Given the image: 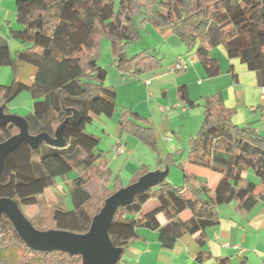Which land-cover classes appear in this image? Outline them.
<instances>
[{
	"label": "trees",
	"instance_id": "trees-1",
	"mask_svg": "<svg viewBox=\"0 0 264 264\" xmlns=\"http://www.w3.org/2000/svg\"><path fill=\"white\" fill-rule=\"evenodd\" d=\"M17 22L13 39L22 48L12 51L7 43L0 46V67H10L14 79L0 84V107L8 112L9 103L32 86L44 96L33 103L24 119L33 136L47 133L56 138L62 127L65 144L55 146L41 142L32 147L22 142L9 153L0 174V198L15 200L21 211L37 207L28 218L39 231L89 232L94 218L108 198L126 187L120 175L104 161L100 140L86 133L96 117H112L116 111V90L106 84L108 72L99 64L101 42L108 38L117 68L132 76L162 64L155 53L144 50L129 56L125 46L140 38L136 16L143 24L150 22L164 37L175 36L195 53L207 76L221 72L219 61L211 54L223 46L230 59L239 60L257 74L264 86V0H17ZM195 17L206 22L200 35L190 25ZM81 34L87 54L68 56L73 42L71 29ZM231 72L232 69H231ZM237 81V75L233 73ZM180 100L191 108L203 107L200 130L189 140L188 158L192 164L219 173L222 179L213 190L206 179L186 170L185 164L170 154L164 165L175 164L183 174L181 186L163 182L136 194L130 204L120 206L108 234L115 247L125 252L140 239L135 224L126 221L138 216L150 201L157 206L145 214L143 226L157 231L162 248L172 249L187 234L196 235L203 247L207 230L218 225L220 211L232 203L246 216L264 204V132L252 126L232 122L234 109L228 108L221 92L203 98L201 103L189 100L185 87L179 89ZM123 133L131 135L158 156L155 131L148 119L133 110L123 112L119 121ZM13 124L0 125V144L18 134ZM74 170L82 173L68 183L73 208L43 196ZM149 172L141 168L131 178L134 184ZM252 172L259 182L244 176ZM189 191V197L185 191ZM186 211L191 217L183 219ZM166 220L161 224L159 217ZM201 251L198 260L209 257ZM0 264H83V257L65 251H36L23 240L12 221L4 214L0 221ZM217 264H230L218 258Z\"/></svg>",
	"mask_w": 264,
	"mask_h": 264
},
{
	"label": "crops",
	"instance_id": "crops-1",
	"mask_svg": "<svg viewBox=\"0 0 264 264\" xmlns=\"http://www.w3.org/2000/svg\"><path fill=\"white\" fill-rule=\"evenodd\" d=\"M16 3L17 0H0V46L7 43L11 49L14 47L15 50H18L23 45L20 41L13 39L11 35L12 29H21L17 22L19 9ZM189 23L198 35L206 27L204 20L195 17H191ZM154 28H152V32L157 37L159 36L163 42L170 43L169 47L173 53L172 61L164 71L153 74L141 82L135 79H130V81L127 76L121 78L120 74L115 83L108 84L107 82L108 86L113 87L117 92V108L112 117L101 115L96 117L93 122L98 124L102 132L100 137L94 134L92 136L100 140L99 147L105 153L98 164L105 161L108 167L121 177L129 165H132L133 176L141 168L147 167L149 170L147 174L160 176L159 181L154 184L155 186L169 181V183L181 186L184 183V178L179 168L175 164H163V160L172 154L176 160L185 164L189 173L206 179L209 186L216 190L222 176L211 169L192 164L188 158L189 140L200 130L204 118L203 107L198 106L200 109H196L197 107L187 106L180 100L179 89L185 87L189 100L198 103H201L205 97L221 92L226 106L235 111L232 117V122L235 125L252 126L264 132V128L258 126V123L264 126L262 86L258 82L257 74L250 71L239 60L230 59L225 49L217 51L216 55L211 51L212 56L221 65V72L217 77L207 76L195 53L188 52L186 46L175 36L164 37L159 30ZM152 32L148 30V34H152ZM155 47L144 50L157 54ZM85 54H87L86 47L85 49L75 45L69 47L68 56L71 58L83 57ZM190 57L194 59L191 67L185 73H174L172 65L179 58ZM233 73L237 75V81L234 79ZM30 93L33 103L44 96L43 90L37 86H32ZM161 96L168 101H162ZM136 100H138L137 103H135ZM125 110H133L143 117H147L146 119L149 120L157 138L158 156L154 155L135 137L122 132L119 121ZM165 110L166 112L173 111L163 117ZM179 110H182L184 115H179ZM160 113L162 114L161 118L158 117ZM180 117L187 123V126L191 120L194 121L189 128L187 141L183 136L182 126L175 122ZM104 137H110L114 141L110 150H114L116 144L120 142L125 145L126 152L119 156L113 154L112 157L109 156L110 150L101 145ZM178 171L182 177L178 175ZM79 172L81 174V170ZM244 176L253 182H259L258 178L257 180L251 177L250 172H245ZM66 178L68 185L72 179L69 175L63 179ZM173 182L182 184L178 185ZM184 195L189 197V191L186 190ZM151 202L154 201H150L138 216H128L125 219L135 224L140 239L125 252L124 260L122 259L123 264H217L218 258L228 259L230 264H264V204L258 205L246 216L238 211L234 203L225 206L220 211L218 225L207 230L208 240L203 247L198 243V233L196 235L187 234L180 238L172 249H165L161 247L158 232L143 226L145 214L157 206L156 202L146 212L145 209L150 206ZM190 217L189 211L182 214L183 219ZM159 220L162 225L166 223L163 216H160ZM201 251H205L210 256L199 261L198 255Z\"/></svg>",
	"mask_w": 264,
	"mask_h": 264
},
{
	"label": "water",
	"instance_id": "water-1",
	"mask_svg": "<svg viewBox=\"0 0 264 264\" xmlns=\"http://www.w3.org/2000/svg\"><path fill=\"white\" fill-rule=\"evenodd\" d=\"M13 123L18 129V134L0 144V174L3 169L5 157L14 151L22 142H28L32 147H37L41 142L55 146H62L65 140L62 136V127L56 133V138L47 133L33 136L29 132L28 122L17 115L5 113L0 107V125ZM158 174H147L138 182L128 185L108 198L101 212L94 218L88 233L80 235L68 231H39L21 211L18 203L11 198H0V221L6 215L26 242L36 251H65L70 254H79L83 257V264H117L123 249L115 247L108 234L110 224L120 206L131 203L134 196L152 188L158 182Z\"/></svg>",
	"mask_w": 264,
	"mask_h": 264
},
{
	"label": "rangeland",
	"instance_id": "rangeland-1",
	"mask_svg": "<svg viewBox=\"0 0 264 264\" xmlns=\"http://www.w3.org/2000/svg\"><path fill=\"white\" fill-rule=\"evenodd\" d=\"M135 19H136L137 27L140 30V38L135 40L134 42L126 45L125 51L127 52V54H137V53L143 52L145 48H153L154 46H156L155 47L156 52L159 55V57L161 58L162 64L156 68L145 70L144 72L138 74L137 76H132L130 73H124L117 68L115 58L113 55V51H112V44L108 38H105L101 42L99 64L102 67H104L108 72L106 84H107V82H108V84L113 83V82L115 83L117 78L120 76H121V78L123 76H125V77L127 76V77H129V78H127L128 80L135 79V80H139L141 82V81L153 76V74H158L161 71H164L172 61L173 53L169 47L170 43L168 44L166 42H163L159 36H158L159 37L158 38L152 32V28H154V26L150 22L143 24L142 17L140 14H138ZM148 30L151 31L152 34H148ZM70 33H71V36L73 38L75 36V38L73 39V42L75 44H77L78 46H82L83 49H85V44H83L84 40H83L81 34L78 33L77 30H75L74 28L71 29ZM223 49H224L223 46L215 47L212 49V54L214 52V54L216 55L218 53L217 51H222ZM12 51H15L14 47H13ZM150 52L152 53V51H150ZM173 65H172V67H173ZM174 73H176V72L174 71ZM177 73H185V72H177ZM119 74H120V76H119ZM13 79H14V72H13L12 68L0 67V84L9 85L12 83ZM160 98L162 101H165V102L168 101L163 96H161ZM137 102H138V100L135 101V103H137ZM196 109H200V107L197 106ZM32 110H33V99H32V95H31L30 91L22 92L14 100H12L8 105V112L9 113L15 114V115H18V116L24 117V118L30 112H32ZM172 111L173 110H171V112ZM171 112H166V110H165L163 117H166L167 113H171ZM178 112H179V115H184L182 110H179ZM190 113H191V111L189 112V114ZM158 115H159L158 116L159 118L162 117L161 113ZM181 117L177 118L175 120V122H176V124L182 126L183 134H184L183 136L186 139L187 136L189 135V128L191 127L192 122H194V121L191 120V123H189V125L187 126V123L182 121ZM258 126L264 128V126L260 125L259 123H258ZM101 130L102 129L99 128L98 124L92 123L87 127L86 133L89 135L94 134L95 136L100 137L101 136L100 133L102 132ZM187 140L188 139H186V141ZM112 144L114 145V141H113V139H110V137H104V139L101 142L102 147H105L107 150H110V146ZM112 154L114 156H117L115 154L114 150L111 149L109 151V156L112 157ZM173 170L175 171V168ZM81 173H82V171H81ZM133 173H134V171L132 169V165H129L127 167V169H125V171L122 173L121 178H122L125 186H128L130 184L131 178L133 177ZM77 174H80L79 170H74L71 173H69L70 179L75 177ZM178 175H180L182 177V174L179 171H178ZM250 175H251V177H253V179H257V177H255L252 172H250ZM173 183L178 184V185L182 184V183H176V182H173ZM156 187H158V186L153 185L152 188H156ZM42 197H44L46 199L59 201L64 205V207L66 209L71 210L73 208L72 200H71V197H70L69 192H68L67 178L66 179L58 178L57 179V185L46 189ZM155 203H156V201L151 202L150 206L146 207L145 211L146 212L149 211L152 208L151 205H155ZM36 212H37L36 206L28 207L24 210V213L28 218H31ZM123 260H124V258H123ZM119 264H123L122 260Z\"/></svg>",
	"mask_w": 264,
	"mask_h": 264
},
{
	"label": "built area",
	"instance_id": "built-area-1",
	"mask_svg": "<svg viewBox=\"0 0 264 264\" xmlns=\"http://www.w3.org/2000/svg\"><path fill=\"white\" fill-rule=\"evenodd\" d=\"M194 63L193 58H179L173 65V71L175 72H186L190 66ZM261 100L264 105V86L261 87ZM114 152L117 156L122 155L126 152L124 144L118 142L114 148Z\"/></svg>",
	"mask_w": 264,
	"mask_h": 264
}]
</instances>
